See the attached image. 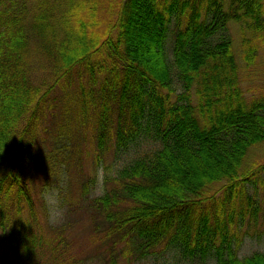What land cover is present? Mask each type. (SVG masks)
I'll use <instances>...</instances> for the list:
<instances>
[{
	"label": "trees",
	"instance_id": "trees-1",
	"mask_svg": "<svg viewBox=\"0 0 264 264\" xmlns=\"http://www.w3.org/2000/svg\"><path fill=\"white\" fill-rule=\"evenodd\" d=\"M263 45L264 0H0V246L21 264H79L65 223H49L39 159L70 167L87 136L99 165L148 135L78 206L105 264L172 250L166 264H264V249L239 254L264 232V161L245 166L264 94L249 99L240 72Z\"/></svg>",
	"mask_w": 264,
	"mask_h": 264
},
{
	"label": "rangeland",
	"instance_id": "rangeland-1",
	"mask_svg": "<svg viewBox=\"0 0 264 264\" xmlns=\"http://www.w3.org/2000/svg\"><path fill=\"white\" fill-rule=\"evenodd\" d=\"M232 33L236 43L235 49L238 54H240L241 28L239 24H233ZM171 45L172 42L169 37L167 46ZM240 58L243 60L241 56ZM240 64L242 85L247 97L251 99L255 95L264 94V45L261 47L259 56L253 66L251 65L250 67H247L244 61ZM45 73L47 74L42 66H39V69L37 68L34 72L36 80L40 81L42 78H45ZM177 89H179V87ZM56 119H58V116ZM147 132L150 134L149 131ZM46 136L48 137V140L45 143L46 150L53 149L56 145L55 138L51 133H47ZM75 138H78V135ZM152 140V137L146 135V137H143L141 142L137 144V147L128 151L126 150L117 155H113L111 152L109 154L107 153L105 154L104 160H102L99 165H96L94 159H92L93 151H95L94 143L86 136L84 141H79L78 144L81 145V154H78L75 157V155H72L69 150L67 151V153L69 152L70 154L67 158V162L72 160L71 156H73L74 163L70 167H67L66 163H60L61 168L59 164H55L52 168L54 173L52 172L51 174H48L47 172L44 173L43 163L40 161L41 158L39 159V168L36 171V177L38 179L36 185L40 191L39 195L43 196V193L51 187H58L60 189L63 204L66 207V214L64 221L56 225L65 223L66 233L69 235L71 250L77 256L84 257L79 264H105L104 258L109 254V250H105V248H109L103 245V241H94L93 239L94 230L90 214L82 212L78 207L86 202L89 197L94 196V173L100 166H103L105 171H109V173H116L121 166L127 163L135 155L136 148H142V144L144 143L147 147ZM68 143H70L69 140ZM263 161L264 143H261L252 147L246 159L245 166H251L257 162L260 163ZM89 179H92L89 184V191L82 192V182L84 180L89 181ZM217 187L218 185L214 186V188ZM46 214H48L47 210ZM259 231L260 230L253 229L252 233L245 235L239 248V254L241 256L264 249V232L259 233ZM94 236L97 237L96 235ZM5 249V247L0 246V264H21L15 252ZM4 250L6 252L5 254H3ZM175 259H177L176 250H172L164 255L150 256L136 261L135 264H166L171 261L173 262Z\"/></svg>",
	"mask_w": 264,
	"mask_h": 264
},
{
	"label": "clouds",
	"instance_id": "clouds-1",
	"mask_svg": "<svg viewBox=\"0 0 264 264\" xmlns=\"http://www.w3.org/2000/svg\"><path fill=\"white\" fill-rule=\"evenodd\" d=\"M95 175V184L93 194L102 196L104 194V180L107 175L103 166L97 168ZM43 198L48 213L49 223L56 225L62 223L65 219L66 207L63 204L60 189L58 187L48 188L43 193Z\"/></svg>",
	"mask_w": 264,
	"mask_h": 264
}]
</instances>
